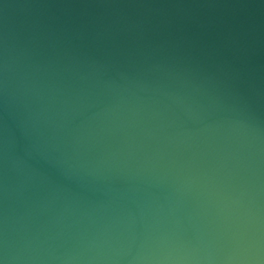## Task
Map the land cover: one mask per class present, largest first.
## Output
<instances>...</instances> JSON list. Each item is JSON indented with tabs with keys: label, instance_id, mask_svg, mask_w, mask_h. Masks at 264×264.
Listing matches in <instances>:
<instances>
[{
	"label": "water",
	"instance_id": "1",
	"mask_svg": "<svg viewBox=\"0 0 264 264\" xmlns=\"http://www.w3.org/2000/svg\"><path fill=\"white\" fill-rule=\"evenodd\" d=\"M0 264H264V0H0Z\"/></svg>",
	"mask_w": 264,
	"mask_h": 264
}]
</instances>
